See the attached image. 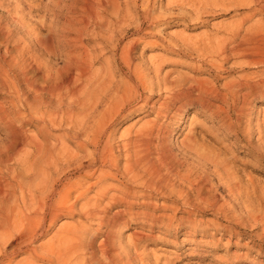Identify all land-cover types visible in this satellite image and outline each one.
Returning a JSON list of instances; mask_svg holds the SVG:
<instances>
[{
	"label": "rangeland",
	"instance_id": "374dc122",
	"mask_svg": "<svg viewBox=\"0 0 264 264\" xmlns=\"http://www.w3.org/2000/svg\"><path fill=\"white\" fill-rule=\"evenodd\" d=\"M119 1L123 7L120 12L116 14L107 5L108 9L104 8L95 17L96 13L85 6L84 0H0V81L5 83V86L0 83V108L11 113L15 109L10 99L16 93L13 94L14 89H9L6 85L10 83L9 78L25 76L32 78L31 81L35 83V78H41L47 70L56 72L63 66V55L66 52H88L92 56L91 70L95 73L112 74L119 84L126 78L120 68H127L128 61L123 57V52L127 51H130L132 58L131 66L138 68L137 74L151 78L154 84L155 78L165 77L173 80L205 78L214 80L217 84L245 78L246 82L253 83L254 86L249 92L247 88L239 91L236 105H243L244 109L239 121L231 110L235 132L223 129L217 120L199 112L200 106L197 103L190 101L181 115L179 126L166 135V138L175 155L181 156L184 134L196 124L198 135L203 137L199 140L200 151L213 158L218 157L226 164L232 163L238 170L235 174L242 189L248 187L254 198L261 197L264 194V63H243L237 60L229 53L231 43L227 42L229 29L251 10L247 6H234L223 0H152L153 3L148 6L142 1L130 2L128 17L123 14V0ZM214 2H220L221 5H214ZM223 2L225 3L222 4ZM147 12L153 17L145 19ZM257 18H264V14H256L253 19ZM249 23L247 21L243 27ZM100 24H105L104 27L111 30V41L113 45L117 44L116 48L99 35L102 32H99L102 27ZM242 34L243 31L240 35ZM73 38H77L78 42L72 41L73 45L70 46L66 40ZM49 40L53 43L51 55L50 46L47 45ZM224 41L228 44L225 52L216 56L214 48L218 49L219 44L225 43ZM48 55L51 59L49 63ZM158 63L161 66L156 74L155 67ZM60 75H67V67ZM24 90L35 101V91L25 87ZM245 92L248 93L243 98L242 93ZM164 94L162 90L157 91L156 86L147 90L144 94L146 105L136 108L125 118L120 117L112 126L113 146L119 154L121 167L125 161L123 144L146 120L154 118L152 107L158 105ZM139 104H133L131 110ZM224 107L228 108L226 104ZM25 111L22 114L25 115L24 119L23 116L19 117L15 124L19 126L22 123V129L32 134L35 132V111H29L27 107ZM27 116L34 118L30 121ZM1 128L0 124V140H4ZM200 128L204 130L201 134ZM248 131L252 142L247 140L248 136L242 137L243 132ZM62 132L63 130H51L53 135ZM67 145L69 150L74 151L76 142L69 141ZM79 153L83 155L84 151ZM187 159L189 163L192 162L191 169L196 175L207 179L206 186H212V192L219 203L224 205V209L218 210L201 202L187 184L177 181L174 182L175 188L188 193L190 203L182 198L185 196L175 197L169 190L168 194L162 195L156 190H145L139 182H132V189H138V194H146L147 201L150 202L146 207L141 203L140 196L135 199L131 196V200L138 201L135 209H146L149 213L159 215L160 219L172 218L173 223L159 227L157 224L151 226L132 218L111 229L112 234L125 243L134 238V232H142L144 240L139 245V251L149 258L158 255L162 260L168 261V264H264V242L259 241L264 230V220L261 218L259 221L245 222L240 221L241 217L233 219L230 213L239 207L235 209L233 196L224 187L226 182L223 175H218L219 170L216 172L208 160L191 156ZM119 180L107 178L99 183L121 188L123 185ZM94 190L88 195H93ZM170 194L177 198L176 201L166 196ZM259 204V214L262 216L264 201ZM79 207L78 205L73 214L59 212L52 222L50 218L42 221L40 210L35 208L33 222L19 218L7 231L1 230L0 264H49L40 257L49 255L47 250L59 240L61 226L72 229L85 227L97 243L106 232V227L98 229L96 224H91L81 214ZM29 210V207L25 209L21 206L17 211L23 214ZM180 216L191 219L185 222V226L180 225ZM227 226H231L234 233H230L225 228Z\"/></svg>",
	"mask_w": 264,
	"mask_h": 264
},
{
	"label": "bare ground",
	"instance_id": "6f19581e",
	"mask_svg": "<svg viewBox=\"0 0 264 264\" xmlns=\"http://www.w3.org/2000/svg\"><path fill=\"white\" fill-rule=\"evenodd\" d=\"M84 1L85 6L96 13L95 17H98L107 5L111 6L116 14L123 8L119 0ZM138 1L145 2L147 6L152 2L123 0V14L128 16L130 2ZM223 1L234 6L244 5L251 10L229 29V53L243 63H264V18L253 19L256 14H264V0ZM214 5L221 3L214 2ZM148 12L144 16L145 19L153 17ZM247 21H250L249 25L243 27ZM105 24L99 25L102 26L99 35L106 43H111L116 48L117 44L113 45L111 41V30L108 31L109 29L104 27ZM242 31L243 34L240 35ZM72 41L76 43L78 39L66 40L70 46L73 45ZM227 42L219 44L218 49L214 48L216 56L225 52ZM172 43L176 44L177 41ZM47 45L50 46L51 55L52 40H49ZM49 55L47 63L51 60ZM63 56V66L56 72L47 70L41 78L33 80L35 83L31 81L32 78L16 76L17 78H9L10 83L6 84L9 89L13 88L12 93L16 94L10 99L11 105L15 107L14 112L0 108L1 130L5 136L4 140H0V231H7L19 218L33 222L35 208L40 210L42 221L50 218L52 222L59 212L73 214L79 205L81 214L91 224H96L98 229L101 226L106 227L102 238L96 243V239L88 234L85 227L72 229L61 226L58 232L59 240L47 250L49 255L41 256L40 259L49 264H168V261L162 260L158 255L149 258L139 251V245L144 240L142 232H134V238L124 243L110 230L132 218L151 226L157 224L159 227L173 223L172 218L160 219L159 215L149 213L146 209L136 210L138 201L131 200V196L134 199L140 196L141 203L146 207L150 202L147 201L146 194H138V189H132V182H139L145 190H156L162 195L168 194L169 190L175 197L185 196L182 198L188 202V193L181 188H175L174 182L177 181L187 184L201 202L208 203L218 210L224 209V205L219 203L212 192V186H206L207 179L196 175L191 169L193 165L187 161L188 156L208 160L216 172L219 170L218 175H223L226 182L224 187L231 192L235 209L239 207L238 210L229 211L233 219L241 217L240 221L245 222L259 221L261 218L264 220V215L259 214V203L264 201V194L254 198L248 187L242 189V184H239V178L235 174L238 170L232 163L226 164L218 157L213 158L200 151L199 140L203 137L198 135L196 124L184 134L181 156L175 155L166 138V135L179 126L181 115L190 101L197 103L200 106L199 112L217 120L223 129L235 132V126L231 122V110L239 121L244 112L243 105H236L239 91L243 88L251 91L253 83L246 82L245 78L217 84L216 81L205 78L173 80L165 77L155 78L154 84L151 78L137 74L138 68L131 66L132 58L130 51H127L123 52V57L128 61L127 68H120L126 78L119 84L112 74L95 73L91 70L92 56L88 52H66ZM160 66L158 63L155 67L156 74ZM66 67L67 75L61 76V71ZM0 83L5 86L4 82ZM155 86L157 91L162 90L165 94L158 105L152 107L154 118L146 120L123 144L125 161L121 167L119 154L113 146L112 126L120 117L125 118L136 108H143L146 105L144 94ZM24 87L35 91V101L26 94ZM248 92L242 93V97ZM133 104L139 105L131 110ZM224 104L228 108H225ZM22 106H26L29 111H35V132L32 134L22 129V123L19 126L15 124L19 117L23 116L24 119L25 115L22 114L26 112V107L22 109ZM31 116H27L30 121L34 118ZM52 129L63 132L53 135ZM202 131L204 132L200 128L199 134ZM246 136L247 140L252 142L249 139V131L243 132L242 137ZM69 141L76 142L74 151L69 150ZM80 151H84V154L80 155ZM107 178H121L119 181L123 186L119 188L99 183ZM91 179L96 181L91 182ZM169 187L171 188L168 189ZM93 189V195H88ZM173 195L166 196L176 201L177 198ZM21 206L25 209L29 207L30 210L19 214L17 210ZM190 219L180 216L178 222L185 226V222ZM225 228L234 233L231 226ZM32 230L35 232V228ZM259 241L264 242V230Z\"/></svg>",
	"mask_w": 264,
	"mask_h": 264
}]
</instances>
